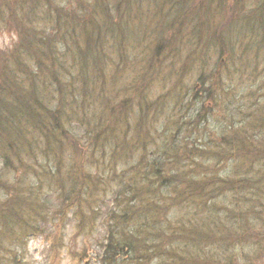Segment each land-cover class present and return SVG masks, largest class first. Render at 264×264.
I'll return each instance as SVG.
<instances>
[{"label":"rangeland","instance_id":"rangeland-1","mask_svg":"<svg viewBox=\"0 0 264 264\" xmlns=\"http://www.w3.org/2000/svg\"><path fill=\"white\" fill-rule=\"evenodd\" d=\"M64 1L67 0H0V60L8 65L6 77L0 71V82L4 78L14 80L22 87H7L8 96L25 92L22 98L30 99L29 94L35 91L32 76L40 78L52 72L64 75L67 72L63 69H72L71 50L62 39H48L53 30L60 29V35L67 37L66 43L77 46L68 23L66 27H56L59 21L55 15L63 20L68 13L77 11V0H70V4ZM189 1L188 9L197 8L198 14L190 17L187 32L176 37L181 49L178 52L172 47L168 51L166 45L161 58L153 59L160 24L170 18L177 24L182 17L163 16L160 2L151 0H141L134 6L125 5L124 0H105L113 19L121 14L128 18V24L124 22L121 27L123 36L130 37L123 53L117 55L109 39L104 44L102 64L96 63L95 72L91 64L85 71L91 80L86 79L84 86L81 79L72 80L73 90L70 88L69 93L64 86L60 93L55 92L56 97H61L62 91L66 93L64 100L53 103L51 97L47 104L61 108L67 105L69 94L76 96L73 103L69 102L75 105L71 106L75 109L74 119L78 121L80 116L89 128L96 123L105 130L95 131L97 142L94 151L89 149V157L80 151L83 146L75 150L67 140L62 148L41 149L43 135L26 129L25 141L14 144L13 151L7 144L10 137H4L0 143V264H182L184 260L207 264L209 251L217 246L209 243L215 239L224 242L230 237L202 219L213 211L217 217L234 221L227 212L230 201L222 198L219 205L207 208L197 206L186 196L176 200L181 196L180 187L166 186L169 182L154 195L147 196L142 191L144 172L147 179L156 180L151 174L152 161L146 165L148 153L160 147L171 151L163 165L157 167L171 176L180 172L200 177L204 172V176L213 179H227L249 161L262 164L260 174L264 175V159L232 158V150L224 149L229 137L233 138L232 129L238 131L239 141L253 147L264 142V128L256 129L264 120V49L258 53L246 51L243 44L248 37L236 21L242 13L241 5L245 11L253 10L261 0ZM218 2L226 3L222 6ZM205 20L214 23L211 31H205L201 23ZM196 21H200L199 30L194 27ZM170 30L165 32V38L173 36ZM220 35L227 37L225 47L222 41L219 47L213 42ZM21 46L35 52L31 53L34 61L28 62L33 71L29 78L25 76L30 70L24 73L20 66L26 64L21 62L22 56L27 55ZM55 60L61 61V66L52 65ZM72 73L79 76L81 70L73 67ZM56 83L58 88L57 80ZM85 86L87 89L81 91ZM0 96H4L1 90ZM116 113L118 117L109 121L111 114ZM104 122L108 126L102 127ZM245 130L247 134L241 135ZM88 133L93 134L90 130ZM76 136L81 145L96 141L84 131ZM153 186L158 188L159 184L154 181ZM149 201L155 202L162 212H157L155 220L164 231L159 244L152 232L145 231L153 226L152 220L145 221L142 213L128 220L121 215L127 210L126 205L140 211ZM114 224L119 226L116 231L117 226L111 229ZM209 228L214 233L208 232L210 238L201 241L196 230ZM121 230L124 233L118 237ZM180 233L196 238L188 241ZM122 240L130 243L125 252L127 258L123 257L124 249L115 246ZM249 245H238L236 251ZM116 249L120 251L117 260ZM205 258L206 262H201Z\"/></svg>","mask_w":264,"mask_h":264},{"label":"trees","instance_id":"trees-1","mask_svg":"<svg viewBox=\"0 0 264 264\" xmlns=\"http://www.w3.org/2000/svg\"><path fill=\"white\" fill-rule=\"evenodd\" d=\"M77 1L78 4L76 12H73L71 14L68 13L67 15H65V18L63 20H60V15H55V17L59 21V25H56V27L62 28L66 27L67 23L69 24V33H71V30L74 32L73 35L77 38V46L70 47L66 43L67 37L60 35V29L53 30L51 32L52 35L49 36L48 39H50L51 37H53V39H62V42L65 43L66 47L71 50V58L74 61L73 67H78L81 70V74L79 76L73 74L72 67V69H63L67 72V74L64 75L62 72H58L59 74H54L52 72L47 76L43 74V76H41L40 78L32 76L31 83L35 91L32 90V93L29 94L30 99H25V97L22 98V95L25 92L19 95L13 94L12 97L11 95L8 96L5 93L7 87H15L18 89L22 88L14 80L9 81L4 78V82H0V90L4 94V96L0 99V143L4 141V137H10V140L7 141V144L10 146V148H12V151L14 148V144H21L25 141L27 135L25 131L29 130L34 131L35 133L38 132L43 135L42 144L39 146V148L41 149L52 147L62 148L61 144L67 140L72 144V147L75 150L76 147L83 146L82 148H80V151H82V153L87 152V155L89 157V154L91 153L89 149L94 151V146L97 142V139L94 137L95 131H98L99 133L100 131H105L99 126V124L96 125L95 121L93 122V124L95 123L94 127L89 128L81 122L82 117L77 116L78 121L74 119L73 116L75 109L71 106L75 105H72L70 103H73L76 100V96H71L69 94L68 96L70 99L66 100L67 105L61 108L59 107V105H57L55 109L47 105L51 97H53L51 100V102L53 103L54 101H58L59 99L64 100L66 97H63V91L61 92V97L54 96L56 94L55 92L60 93V88L64 86L65 90L68 89L69 93L71 91L70 88H72V80L76 78L81 79V85L83 86L84 83H86V79L91 80V77L89 78V74H85V71L91 64L92 66H94V68L92 67L91 70L95 72L96 63H98L97 65L99 66L100 64H102L101 62L103 61V59L101 55L103 52H105L104 44H106L109 39L112 41V46L116 47L117 55L123 53L126 40L128 41L130 39V37L126 39L121 31V27L124 22L128 24V18L121 14L117 16L116 20L113 19V15L108 12L109 5L105 3V0ZM122 1L123 0H121V2ZM140 1L141 0H124L125 5L130 4L132 6H134L133 3ZM151 1L157 3L160 2V4L162 5L160 7V10L162 11L163 16L168 17V15H179L180 17H182L180 19L181 21L177 24H175L173 18L168 19L166 23L163 22L160 24V28L157 32V35L155 36V47L153 49L155 51L153 59H157V57L161 58L160 53L165 50L166 45L168 51L171 50L170 48L175 47L174 49L179 52V50L181 49V44H177L176 37L178 38V36L183 32H187L186 28L189 25L190 17L193 13L198 14V10L197 8L188 9L190 5L189 0ZM64 2L66 4L71 3L70 0ZM231 2L235 3V0H231ZM48 3L49 1H47V4ZM218 3H221L222 6H225L226 2ZM233 3V8L231 10L235 8ZM258 5L259 7L254 8L253 10L249 9L247 11H245L244 6L241 5L242 13L239 14L236 18V21L239 20V26L241 28H244L243 35L248 37V41L246 40V42L243 44L244 49L246 51H257V53L264 49V0H261L260 4ZM181 13H184L185 15H181ZM210 13L211 16L214 15L212 14V12ZM211 16L209 17V20L212 19ZM26 17L28 20H30L29 16ZM196 22L197 23H194V27H196V30H199L201 28H199L200 21ZM201 23L204 26L206 32L207 30L211 31L213 27L212 25L214 24L213 22L211 23V21H209L208 23L206 20L204 22L201 21ZM226 29H228L227 26L225 27L224 31ZM168 30L172 32L173 36L171 38L164 37L165 32ZM107 34H109L110 36L107 37ZM223 34L225 35V32ZM222 35L219 36L220 38L218 36H215L213 40L217 47H219L220 41L223 42L222 45L225 47L227 37ZM198 36H200L199 32ZM70 40L72 42L73 40L75 41L74 38ZM196 47L197 46H194V49L192 51H197ZM21 48L24 49L23 52H25V50L27 51V55H25V57L22 56L21 62L26 64L20 65L22 66V71L25 73L26 70H28L30 67L28 64L29 59L34 61V56H32L31 53L35 52L30 51V49H27L24 46H21ZM43 52V55L45 56V54H47V50ZM167 54L169 55V53ZM167 54L164 57H167ZM4 63L0 60V71H3L4 76L6 77L5 70L8 65ZM54 64L61 66V61H52V65ZM32 72L33 71L30 70L29 74L26 73L25 77L30 76ZM59 75H62V77L60 78ZM92 78V81L96 80V76H93ZM51 79L53 80L52 83ZM55 79L59 83V85H57L59 86L58 88H55L54 86L57 84ZM86 89V86L80 88L81 91H84ZM40 91L41 93H39ZM202 91H204V89ZM8 92L9 89H7V93ZM52 92L53 94L51 95ZM49 95L50 97H47ZM209 96L210 94L206 97ZM45 101L47 102L46 104ZM79 102H82V100L80 99ZM92 115L93 110L91 112V116ZM117 117V113L111 114V116L109 117V121H113ZM106 118L105 121L107 120ZM85 120H87V118H85ZM78 125L79 127H77ZM104 126H108V124L104 122V125H102V127ZM263 128L264 120H262V122L258 124V128L256 129ZM88 130H90V132H92L93 134L88 133ZM239 130H242V128ZM80 131H84L87 135H90L91 137L96 139V141H90L88 146L81 145L80 139L78 140V137L76 136V134ZM232 131L233 138L230 139L229 137V139L226 141L227 146H224V149L232 150V158L238 157L243 158V160L244 158H246L248 161L264 159V142L263 145L258 144L257 147H255L256 145L253 147L251 144L246 143L242 139H240L242 141H239V138L237 137L238 131H234L233 129ZM240 134H247L246 130L242 131ZM99 138L100 140H102L101 137ZM170 151L171 149H169V147H160L156 150H152V153H148L149 158L147 160L148 162L146 161V165L150 166V161H152L153 166L151 167V174L156 178L157 181L153 178L147 179V177L149 176H145L147 173L144 172V175H141L144 181L142 187L143 194H146L147 196L154 195L156 190L158 191L159 188H162L163 185L169 182L166 186H171L172 188H174L175 184H177L180 187L178 188V192H180L181 196H178L176 200H181L186 196L192 199L191 201L194 202L197 206L200 205V207L205 206L207 208H209L208 206H215L217 204L219 205V200L222 198L224 200L230 201L229 204L231 208L228 209L227 212L232 216L234 221L228 222V220L221 218V216L217 217L213 211H208L202 218L207 222V224H213L216 228V231H222L227 234V236L225 237H230L224 242H221L219 241V239H215V236V241L209 244H211L212 246L216 244L217 246H215V248L217 249L214 248L213 251L210 250L207 258L208 260L205 258L201 260V262H206L207 260V264H264V175L260 174L262 173L260 171L262 164H253L251 163V161H249L248 164H242V166L239 167V170L237 169V174L234 177H227V179L221 177H218V179H213L212 177L210 178L207 175L204 176V172H202L203 175L200 177H195L191 173L188 176H185V174L180 175V172H174V174L171 176L168 172H165L162 167H157V164H161V166L163 165L166 156L170 155ZM220 155L222 156L223 154ZM154 181L159 184L158 188H154ZM247 191H249L248 194H246ZM178 192H176L175 195H177ZM208 201L211 204H207ZM156 206L157 205L155 202L149 201V203L141 207L142 210H140L139 206H137L136 208L140 211H134L133 207L132 210H130V208L126 205L127 210L123 211L121 215H123L124 219L128 220L132 217L134 219V215L142 213L145 221H148L149 219L152 220L151 223L153 226H151L150 229H145V231L152 232L154 240L159 244L162 242V233L164 231L163 228H159V226L155 224L157 212L159 213V215L162 214V212H159L157 210L158 207ZM13 209L18 210L17 207H14ZM251 218L253 220H251ZM247 220L251 223L249 224ZM122 225L123 224H120V226ZM116 226L117 225L114 224L113 226H111V229L115 228ZM211 228H213V226H211ZM211 228H209L208 231H199L198 229L196 230L197 233L200 234L201 241H204L207 236L208 238H210V233L208 232L214 233V230L212 231ZM117 229H119V226H117L114 230L116 231ZM189 230L195 231V229L192 228H190ZM123 233V230H121L118 237ZM179 235L185 239H188V241H190L191 238H196L195 235H186L185 233H180ZM122 241L123 242L121 244L116 243L115 246H121L119 247V250L129 248L128 246L130 243H126L125 240ZM248 244L250 245L247 249L243 246H240V248L238 247V250L236 251V247L238 245ZM251 245H253V248L251 247ZM116 251V254L120 252L118 251V249H116ZM190 262L192 261L184 260L182 264H189Z\"/></svg>","mask_w":264,"mask_h":264}]
</instances>
